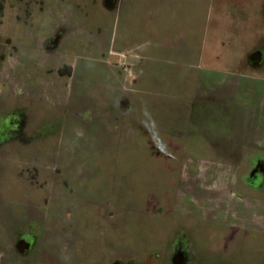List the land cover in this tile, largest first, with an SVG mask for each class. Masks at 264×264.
Instances as JSON below:
<instances>
[{
	"label": "rangeland",
	"instance_id": "rangeland-1",
	"mask_svg": "<svg viewBox=\"0 0 264 264\" xmlns=\"http://www.w3.org/2000/svg\"><path fill=\"white\" fill-rule=\"evenodd\" d=\"M154 1L147 6H181L186 10L200 6L196 0ZM129 6H133V0H121L111 6L108 0H0V130L8 131L6 125L11 116L25 121L19 138L14 137L0 148V264H42L39 243L30 258L18 257L14 245L24 234L33 236L35 242L44 227L54 226L53 216L60 208V219L66 217L68 209L74 212L69 215V221L74 223L70 233L77 237L79 252L92 261L104 262L115 254L127 260L134 258L138 264H171L173 242L182 233L191 240L188 264L197 260L202 264H264V234L250 238L242 233L230 248L223 242L224 223L208 219L223 214L229 205L228 185L212 184L219 180L211 175L224 168H209L210 160L195 155L189 147L180 168L182 175L177 174L174 179L173 142L149 144L142 140L162 136V125L184 128L186 116L179 106L191 94L183 88L134 95L136 111L123 120L130 128L123 140L113 139L110 131L112 137L109 134L108 139L88 142L89 151L83 152L80 124H91L100 111L106 113V120L112 119L108 105L115 103L119 94L107 93L108 86L122 80L129 88L133 81V71L124 68L133 55V8L129 12ZM210 6H236L239 12L229 14L240 23L241 30L235 26V36L240 42H248L251 49L264 50V0H211ZM218 17L230 21L223 14ZM192 21L181 15L179 30L187 32ZM232 47L238 48L237 44ZM112 62L119 63L115 77L109 74ZM130 64L133 67V61ZM71 68L73 74L69 76ZM238 68L243 77L235 76L234 81L241 79L256 88L249 98L260 107L264 134V65L249 68L242 64ZM214 110L212 105L205 110L199 108L196 122H209ZM199 126L186 127L194 133ZM133 134L138 140L135 145ZM61 135L64 140L58 139ZM25 144L27 148L23 149ZM12 146L24 150L19 157L12 152ZM82 153L87 158L83 159ZM13 159L32 167L17 168ZM228 169L231 185L238 168ZM76 171L80 172L77 178ZM179 176L191 185L186 191L177 188L187 214L180 215L184 218L178 220L181 228L173 220L169 242L163 243V228H152L158 218L155 210L166 202L167 192L173 191V182ZM210 184L213 200H220L224 208L209 206L208 189H194ZM233 190L237 194L233 203L242 197V212L251 218L256 216L255 220L260 215L258 222L263 224L264 200L259 206L248 205L247 197ZM108 209L116 214L111 221L105 218ZM191 212L194 216L188 215ZM60 238L57 249L67 260V243L63 235Z\"/></svg>",
	"mask_w": 264,
	"mask_h": 264
},
{
	"label": "crops",
	"instance_id": "crops-1",
	"mask_svg": "<svg viewBox=\"0 0 264 264\" xmlns=\"http://www.w3.org/2000/svg\"><path fill=\"white\" fill-rule=\"evenodd\" d=\"M148 3L151 5L155 1L133 0V6H129V12L133 8V55L129 57V61H133V89L123 85L122 80L108 86L107 93L117 91L119 94L117 101L108 105L114 116L109 118L113 121L106 120V113L100 111L91 124H80L83 152L89 151L88 142L100 140L102 137L108 139L110 131L115 136L113 139L123 140V135L130 129L129 123L123 120L136 111L134 95L157 91L169 93L176 91L178 87L191 94L184 105L179 106L183 117L186 116L182 122L184 128L162 125V136L154 139L148 136L142 140L149 144L154 141L157 144L173 142L170 143L174 149L173 157H178L179 151L186 155L189 147H192L195 155L215 161L217 166L231 165L234 163L231 158L238 155L245 158L250 154L258 155L263 152L264 134L261 129L260 107L255 101L250 102L249 98L250 94L256 93V88L249 87L241 79L234 81L235 76L243 77L238 68L242 64L249 68L250 65L253 68L261 67L250 62L251 53L255 49H251L248 42H240L234 34L235 26L240 29V23L234 22L229 14L239 12L237 7L210 6L211 0H196V4L200 6H195L192 10L182 9L181 6H147ZM122 7L124 6H120ZM219 14L228 17L230 21H222ZM181 15L193 20L189 23L187 32L179 30ZM233 44H237L238 48H233ZM83 69H88V66H83ZM109 74L115 77L117 72L109 68ZM191 86L193 91H190ZM209 105H212V110L215 109L209 122L197 123L198 109L205 110ZM195 124L200 126L194 133L186 127ZM135 129L136 126H133L134 131ZM58 139L64 140V136L61 135ZM137 141V136L133 134L134 145ZM11 150L19 157L22 148L12 146ZM87 156L82 153L83 159ZM12 162L19 168V160L13 159ZM175 163L176 161H172V167H175ZM238 219L224 220L226 235L223 242L230 248L242 233L253 237L242 228ZM217 241L221 246L220 241ZM248 242L250 244L249 239Z\"/></svg>",
	"mask_w": 264,
	"mask_h": 264
},
{
	"label": "flooded vegetation",
	"instance_id": "flooded-vegetation-1",
	"mask_svg": "<svg viewBox=\"0 0 264 264\" xmlns=\"http://www.w3.org/2000/svg\"><path fill=\"white\" fill-rule=\"evenodd\" d=\"M119 3H121V0H108L109 6H111L112 4L115 5ZM114 7L116 9H118V7L120 8V6H114ZM263 61H264V50L262 48L255 49L251 53V56H250L251 64L263 66L264 65ZM111 64L112 65L110 66V69L112 70H116L115 68L119 67L118 62L116 63L112 62ZM126 67L128 68V70L133 71V67L130 64V62L126 66L124 65L125 69ZM72 72H73V68H71L68 75L72 76L73 74ZM130 86L133 89V81ZM9 118L10 119L7 120V125H6L8 131L4 132L5 130H0V148L3 145H6V143L9 142V140L13 139L14 137H18L17 135H19L21 128L25 125V121L21 118H17L15 116H11ZM11 132H12L11 137L6 138V135ZM29 142L30 141H28L27 144H29ZM25 148H27L26 144L23 146V149ZM23 149L22 151H24ZM262 150L263 152L261 151L258 155L250 154V156H246L245 158H243L242 156L240 157L239 155L235 156L234 158H231L233 159L234 163H232L231 165L226 164V166L225 165L217 166L215 164L216 163L215 161L210 160L209 168L211 167L212 168H221V167L224 168V171L220 169L221 172L217 171L216 175H211L212 179L219 180L216 182H212V184L216 183L218 185L219 183H221V185H225V186L227 184L228 186H226L227 187L226 189L230 190L231 196L229 197L228 203H227L229 205L225 207V209L223 210V214L214 215L213 217L208 218V219L218 221L220 224L221 222H223L224 223L223 227H225L226 226L225 224L226 222L224 221L225 218H230V219L239 218L238 220L240 221V225L242 226L244 230L249 232V235L258 236L260 233L264 232V220H263V224H260V222H258L260 220V215L259 217L257 216V219L255 220V217H256L255 214L252 215L255 217L251 218L250 216H247V213L245 214L244 212H242L244 211V207H242L241 205V203L244 202L242 197L238 199V202L236 204L233 203V199H236L237 197L235 190H233V188H235L236 191L241 193L242 196L247 197V200L249 201L248 205L253 204L255 206H259L260 204H262L264 200V154H261V153H264V149ZM50 153H52V151ZM183 158H185V155L182 154V151H179V156L175 158V161H176L175 167L174 166L172 167L174 170L172 174L173 175L175 174V177L173 176L174 179L176 178L177 174L182 175L183 170H180V168H182L184 164ZM206 161H209V159H206ZM21 167L31 168L32 166H26V164L24 163L19 166V168ZM247 167L248 169L242 171V168H247ZM228 168H238V172H236L237 174L236 173L233 174L231 185H229L230 180L228 179L227 171L230 169ZM169 172L170 171L168 169L167 173L169 174ZM79 173L80 172L76 171V174H75L76 178ZM181 180L182 179L180 176L177 177V180H174L175 182H173L174 184L173 191L167 192L166 202H164L163 205L160 204L159 206H157L155 210L156 212L155 214H157L158 218L157 219L155 218V221H153L152 228L154 229H158L159 227L163 228V231H164L163 243H166L167 241L169 242L170 227L173 225V220H177V223H179L178 220L181 221L182 219H184L182 218L183 216H180V215L184 213L187 214V212H185V207H184L185 203L182 202V200H180L182 199L180 195L181 191L177 192V188L178 189L181 188L182 190L186 191V189L190 188L189 186L191 185L188 180L185 179L183 182ZM182 183L184 187H182ZM212 184H210V186L202 185L194 189L198 192L200 190L202 191L203 189L204 190L208 189L209 192H206V193L210 195L209 201L211 203L209 206H219L221 209L223 205L220 202H218L220 200H213L214 199V196L212 193L213 190L209 189V188H213ZM230 188H232V190ZM82 189L85 190V187H83ZM218 196L220 197V195ZM195 199L196 198H194V200ZM46 202H47V199H46ZM213 204H220V205H213ZM232 204H234V206ZM99 206L102 207V205H99ZM101 209H104V208H101ZM70 210L71 209H68L67 211L68 213L66 214V217H64L63 219L59 218V215L63 213L62 212L63 208H60V210H57L54 216L51 215V218L53 216V218L56 219L54 221V226H51V229L44 227V230L40 233V235L37 237L35 242L33 240L34 237L29 234H24L21 236L19 235V237L16 240L17 241L16 245H14L17 251V256L22 257V258H30L32 256L33 251L35 250V248L37 247L39 243L41 247V251H38V252L42 253L39 263H42V264H105V263L106 264H138L134 258L133 260L132 259L127 260V258L117 257L115 256V254H111L110 258H108L104 262L98 261L99 259L97 261H92L90 260V257H84L82 252H79V249L81 251V247L75 244V242L77 241L76 240L77 237H75L72 233H70L71 227L74 225V223H71L69 221L70 213H74L73 211H70ZM211 211H212V208L210 207L207 210L209 216L212 215ZM106 212H107V215L105 216V218L108 217L110 221L116 215L113 210L111 211V209L106 210ZM188 215L194 216V212L188 213ZM41 216H42V213H41ZM196 219L201 220L202 218L201 219L196 218ZM65 221H66V224H65ZM181 225L182 223L181 224L179 223L178 227L181 228ZM61 235L65 237L64 239L67 243V246H66L67 248L65 249V252H66L65 256H67V260H63L62 254L59 253L57 249V247L59 246L57 243H58V240L61 239L60 238ZM190 243H191V240L187 235H184L182 233L179 234V236L177 237V240L174 241L172 245L173 249L170 255V258L172 257L171 264H173V261L175 258L180 257V256L184 258L182 264H188V262L190 261V253L188 251V249L191 247ZM157 257L158 256L156 254L155 258ZM194 264H202V262H200V260H197Z\"/></svg>",
	"mask_w": 264,
	"mask_h": 264
},
{
	"label": "water",
	"instance_id": "water-1",
	"mask_svg": "<svg viewBox=\"0 0 264 264\" xmlns=\"http://www.w3.org/2000/svg\"><path fill=\"white\" fill-rule=\"evenodd\" d=\"M183 259L184 258L182 256L177 257V258L174 259L173 264H182L183 263Z\"/></svg>",
	"mask_w": 264,
	"mask_h": 264
}]
</instances>
